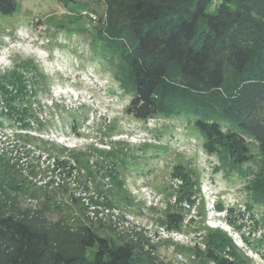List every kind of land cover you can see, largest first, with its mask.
Listing matches in <instances>:
<instances>
[{"label": "rangeland", "instance_id": "1", "mask_svg": "<svg viewBox=\"0 0 264 264\" xmlns=\"http://www.w3.org/2000/svg\"><path fill=\"white\" fill-rule=\"evenodd\" d=\"M90 8L22 0L15 15H0V78L19 71L33 92V116L25 121L0 104V170L12 167L26 190L12 195L22 207L46 203L52 219L90 220L114 245L112 227L140 238L163 264H214L206 256L212 232L235 246L219 253L230 262L264 264L258 146L251 143L250 163L234 166L224 153H205L203 134L187 119L128 114L132 90L116 65L92 53L105 9ZM28 62L42 76L37 84V73L22 68ZM26 135L37 140L20 138ZM88 202L97 221H87ZM169 213L182 220L179 226L169 225Z\"/></svg>", "mask_w": 264, "mask_h": 264}, {"label": "trees", "instance_id": "2", "mask_svg": "<svg viewBox=\"0 0 264 264\" xmlns=\"http://www.w3.org/2000/svg\"><path fill=\"white\" fill-rule=\"evenodd\" d=\"M21 1L0 0V15H15ZM58 1L85 4L90 10L92 3L104 7L106 26L92 53L116 65L132 90L128 114L140 121L187 119L203 134L208 155L224 153L234 166H243L254 159V143L264 161V0H220L211 13L213 0ZM29 66L37 73V84L42 76L30 62L22 68ZM27 82L19 71L0 78V104L11 118L33 116ZM4 166L0 264H163L140 238L127 239L112 227L118 238L114 245L89 217L90 222L70 223L63 216L52 219L46 203L41 208L20 206L12 194L25 192V187L13 178V168ZM168 221L174 228L182 220L169 213ZM212 233L207 258L234 264L219 253L235 246L220 232Z\"/></svg>", "mask_w": 264, "mask_h": 264}, {"label": "built area", "instance_id": "3", "mask_svg": "<svg viewBox=\"0 0 264 264\" xmlns=\"http://www.w3.org/2000/svg\"><path fill=\"white\" fill-rule=\"evenodd\" d=\"M95 18V17H94ZM87 210H88V212H87V216L89 217V219H91V220H96L97 221V219H96V213H97V210H96V208L94 207V206H92V204H90L89 202L87 203Z\"/></svg>", "mask_w": 264, "mask_h": 264}]
</instances>
